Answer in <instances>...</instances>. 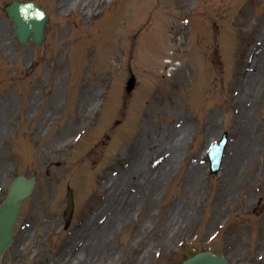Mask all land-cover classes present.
Returning a JSON list of instances; mask_svg holds the SVG:
<instances>
[{"label": "rangeland", "instance_id": "374dc122", "mask_svg": "<svg viewBox=\"0 0 264 264\" xmlns=\"http://www.w3.org/2000/svg\"><path fill=\"white\" fill-rule=\"evenodd\" d=\"M11 1L0 0V204L17 175L36 181L0 264H180L203 250L264 264V0H17L49 16L38 47L18 44ZM250 69L260 80L246 97ZM223 130L211 175L204 150ZM125 187L134 203L110 229Z\"/></svg>", "mask_w": 264, "mask_h": 264}, {"label": "water", "instance_id": "95a60500", "mask_svg": "<svg viewBox=\"0 0 264 264\" xmlns=\"http://www.w3.org/2000/svg\"><path fill=\"white\" fill-rule=\"evenodd\" d=\"M6 12L9 18L12 19L16 25L15 33L20 44L25 45L30 38L36 45H40L44 40V26L47 17L43 15L34 5L27 4L20 5L13 2L7 6ZM129 85V90L131 89ZM34 178L26 181L24 177H18L11 192L8 193L9 197L7 202L0 209V255L5 251L6 247L12 242L11 229L17 217V203L22 198L28 196L32 190ZM68 207L66 211V219L70 217L72 210L71 194L69 193ZM183 264H229L224 258L216 257L211 253H201L185 261Z\"/></svg>", "mask_w": 264, "mask_h": 264}, {"label": "bare ground", "instance_id": "6f19581e", "mask_svg": "<svg viewBox=\"0 0 264 264\" xmlns=\"http://www.w3.org/2000/svg\"><path fill=\"white\" fill-rule=\"evenodd\" d=\"M71 1H75L74 3L75 4H78V3H80L81 0H71ZM258 60L259 59H257V61ZM257 61H256V63H257ZM256 63H255V65H256ZM249 72L251 73V72H253V70L250 69ZM259 77L260 76H257L256 73H251L250 74V78H249L250 81H248L246 83L245 88L243 90V95L246 94V97L253 95L254 90H255L254 88H256V85H257L258 81L260 80ZM58 98H59V93H58ZM66 145L67 144H65V143L63 144V146H66ZM172 152H173V154H171L170 158L165 162V165L163 167H160L158 170H156V173L154 175H152V177L159 176V175H161L162 172H165V167L166 166H168L167 173L169 172V168L176 161V159L178 158L177 156L179 154V153H177L176 149H174ZM145 176L148 177L147 174ZM146 178H144V179L141 178L138 181L145 183L147 181ZM150 178H151V176L149 177V179ZM154 178H156V177H154ZM117 191H118V194H119L118 199H119L120 203H122L123 205L121 204L122 207L119 208V210H118L117 213H114V215L112 214L114 218L113 219H110V221L107 222V225L109 226L110 229L115 226L114 224H117V221L118 220L122 221L123 218H126V216L128 215V213L130 211L128 206L131 203L133 204L134 203V200H135V198L131 194V193H135V192H132L128 187L119 188V190H117ZM125 212H127V213H125ZM93 241H94V239L91 240V241H89L90 248L93 247ZM80 251H79V254L81 255ZM76 254H78V253H76Z\"/></svg>", "mask_w": 264, "mask_h": 264}]
</instances>
